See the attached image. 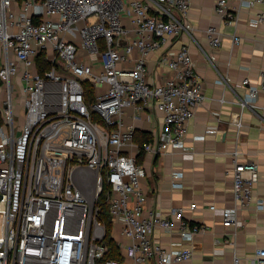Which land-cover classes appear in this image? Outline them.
Masks as SVG:
<instances>
[{"label":"built area","instance_id":"obj_1","mask_svg":"<svg viewBox=\"0 0 264 264\" xmlns=\"http://www.w3.org/2000/svg\"><path fill=\"white\" fill-rule=\"evenodd\" d=\"M238 1L247 7L261 4L252 23H264V0ZM150 2L0 0V264L191 262L190 249L165 248L152 239V232L155 227L171 231L178 224L182 239L191 241L202 226L186 222L182 208L170 215L144 208L139 181L144 172L137 160L140 152L161 154L182 145L188 122L204 98L185 45L163 58L169 77L155 84L146 79L148 56L167 39L190 34L191 0ZM214 11L227 25L238 21L237 9L228 0H216ZM123 13L129 26L122 21ZM204 32L211 50L220 47L218 27L208 26ZM233 42L239 37L233 36ZM213 51L204 52L211 64L216 60ZM41 52L52 63L43 72L35 61ZM16 78L21 114L15 108ZM85 81L93 87L92 101L86 98ZM218 82L228 85L229 78L222 76ZM241 84L247 93L237 103L253 106L264 91V70L259 84L247 78ZM126 107L133 108V120L145 115L151 121V110L161 112L150 141H134L133 124L123 120ZM235 124L240 127V119ZM210 132L206 129L204 135ZM229 155L235 205L222 209L221 220L235 235L241 225L238 209H248L253 200L258 165L239 161L237 149ZM180 179L181 173L174 171L171 187L180 188ZM104 184L112 232L118 226L129 240L117 242L121 260L105 258L106 231L96 205ZM255 208L263 209L264 202H255ZM233 264H264V248L248 262L235 257Z\"/></svg>","mask_w":264,"mask_h":264},{"label":"crops","instance_id":"obj_2","mask_svg":"<svg viewBox=\"0 0 264 264\" xmlns=\"http://www.w3.org/2000/svg\"><path fill=\"white\" fill-rule=\"evenodd\" d=\"M149 3L150 0H146ZM236 7L238 21L227 25L214 11L216 0H191L188 20L192 25L190 34L167 39L164 44L147 58L150 83H161L171 75L163 58L167 52L181 45L189 49L196 74L203 87L204 98L188 122L186 136L180 146L169 147L161 154L143 152L138 158L144 175L140 186L144 192V208L170 215L178 208L183 209V219L202 226L193 240H183L178 224L171 231L155 227L152 239L165 248H188L192 260L187 264H233L235 257L248 262L255 252L264 248V208L256 209L255 202H264V91L258 93L253 106L242 108L237 101L245 97L247 86L241 84L245 78L251 84L260 82L264 70V23H252L261 4L251 7L240 5L238 0H228ZM152 13L157 11L152 7ZM122 21L129 26L127 13ZM216 26L221 32V45L211 50L205 29ZM233 36L239 42H233ZM214 52L216 60L211 64L204 54ZM137 55L135 51L133 57ZM4 54L0 45V63ZM228 77V85L221 84V77ZM19 79H15L14 99L17 114H21ZM222 98L223 102L219 99ZM1 101V97H0ZM132 107H126L123 120L133 124L136 142H142L140 132L151 134L156 122H161V112L151 110L152 120L145 115L133 120ZM240 119L241 125L235 122ZM206 129L213 132L204 135ZM204 138H198L203 136ZM237 149L239 161L251 160L257 163L258 171L248 209H238L237 219L241 222L235 235L222 226L221 211L235 205L233 196V164L229 152ZM181 173L180 188L171 187V174ZM195 203L194 209L190 204ZM215 206L212 210L209 206ZM113 238L119 243H128L119 227L115 226ZM148 264H154L153 261Z\"/></svg>","mask_w":264,"mask_h":264},{"label":"trees","instance_id":"obj_3","mask_svg":"<svg viewBox=\"0 0 264 264\" xmlns=\"http://www.w3.org/2000/svg\"><path fill=\"white\" fill-rule=\"evenodd\" d=\"M36 65L37 68L40 72H43L45 70H48L51 68L52 63L49 62L46 57H45V52H41L36 56ZM83 86L86 90V98L89 101L93 100V87L89 82H83ZM0 123H1V114H0ZM139 133L137 132V130L135 131L134 134V141H136V136ZM140 135L142 137V142H137L139 145L146 143L148 141H150L151 139V134H148L146 132H140ZM142 155V152H140V154H138V158ZM106 194H107V186L106 184H104L103 187V192L100 194L99 198L97 199L96 205L99 208V212H98V217L99 219L103 222L104 226H105V231H106V235L105 238L103 240V243L106 245L107 250L105 253V258L106 259H117V260H121L122 256H121V251L119 248V245L117 244V242L115 241V239L112 237V221H111V217L109 215V211H108V207H107V201H106Z\"/></svg>","mask_w":264,"mask_h":264},{"label":"rangeland","instance_id":"obj_4","mask_svg":"<svg viewBox=\"0 0 264 264\" xmlns=\"http://www.w3.org/2000/svg\"><path fill=\"white\" fill-rule=\"evenodd\" d=\"M20 95V94H19ZM20 99H21V96H20ZM0 107H1V104H0ZM17 115V114H16ZM17 120H18V123L20 124L21 123V117L20 116H16Z\"/></svg>","mask_w":264,"mask_h":264}]
</instances>
